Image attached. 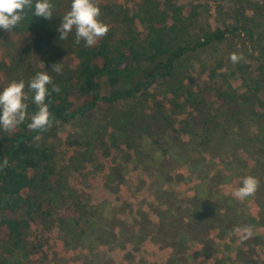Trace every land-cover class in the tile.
Masks as SVG:
<instances>
[{
	"label": "trees",
	"instance_id": "16d2710c",
	"mask_svg": "<svg viewBox=\"0 0 264 264\" xmlns=\"http://www.w3.org/2000/svg\"><path fill=\"white\" fill-rule=\"evenodd\" d=\"M123 1L124 5L98 3L101 9L99 19L109 26V31L90 47L85 46L83 40L78 45L75 43L74 30L66 40H59L57 27L66 11L53 14L51 20L42 18L33 27L34 42L24 50L42 56L38 71H47L53 83L60 86V92H51V85L48 86L50 95L45 102L51 113L50 127L35 131L28 127L37 106L27 89L29 99L25 101L28 105L25 121L10 131L0 128V163L4 159L9 161V165L0 170V239L12 246L25 244V233L31 224H44L50 219L53 204L63 192L66 196L62 197L56 222L70 223L64 232L65 243L80 241L81 246L89 250L92 243L100 240L94 221H103L110 207L103 210L101 206L105 204L102 203L91 206L93 211H89L78 193L66 185V178L56 171L55 160L63 152L57 129L95 109L109 111L130 98H139L142 103L138 116L128 123L131 139L124 141V146L120 144V124L113 125L109 131L98 129L83 142L68 139V146L86 149L92 159L108 156L112 148H119L124 153L125 149L134 147L152 169L149 174L153 186L160 185L164 178L169 179L170 173L177 168L194 172L202 167L206 171L200 176L204 182L194 194V201L209 207L203 219L208 224L211 221L206 216H214L229 226H244L242 202L227 197L222 207L214 208L211 202L207 204L200 200L199 195L212 197L218 187L215 177L207 176L210 172L204 164L203 146L213 133H218L221 139L229 132L236 137V144L244 139L247 119L256 117L254 109L264 111V91L260 89L261 84L264 85V72H259L253 80L251 112L246 111L240 99L242 94L236 95L221 88L208 90L199 87L194 90L184 86L183 82L177 86L169 85V82L177 76L178 67L186 56L223 44L229 38L255 37L247 26V0H216L219 19L215 25L206 19L207 0L189 4L182 3V0ZM38 19L29 13L19 26L30 28ZM256 37L264 39L263 34ZM55 63L60 65V72L52 70ZM259 79L262 80L260 84ZM163 86L170 94L165 98L161 97ZM187 112L188 116L178 122V116ZM222 160L226 162V159ZM233 172L238 177L239 187L244 175L240 169ZM156 190L158 194L154 200L158 208L154 210L151 206L150 211L156 213L158 209L156 215L159 221L162 219L160 224L158 221L155 225L147 214L133 221L136 229L146 228L147 234L153 238L160 237L155 236L157 229L166 234V226L173 222L182 227L181 220L188 219L183 204L185 197L166 186ZM96 211L102 214L101 217L95 215ZM259 218H264V214L260 213ZM213 221L210 224H216ZM203 236L208 238L206 233ZM44 241V238H37L31 245L33 252L41 253ZM172 245L169 247L177 252L178 248ZM169 261L170 258L166 264H177L179 259ZM215 263L221 264V260L215 259ZM0 264H4L1 259Z\"/></svg>",
	"mask_w": 264,
	"mask_h": 264
},
{
	"label": "rangeland",
	"instance_id": "374dc122",
	"mask_svg": "<svg viewBox=\"0 0 264 264\" xmlns=\"http://www.w3.org/2000/svg\"><path fill=\"white\" fill-rule=\"evenodd\" d=\"M203 1L205 0H182V3ZM97 2L124 5L123 0ZM53 3L56 5V14L69 10L71 0H55ZM207 4L209 11L205 15L206 19L215 25L219 19L215 8L216 0H207ZM245 15L248 19L247 26L255 37L247 35L229 38L223 44L186 56L178 67L177 76L169 85L177 86L183 82L184 86L194 90L199 87L208 90L221 88L235 92L236 95L242 94L240 99L244 102L246 111L251 112L253 80L259 72H264V39L256 37L264 35V0H247ZM41 19L39 17L30 28L18 26L10 33L0 29V91L11 81L22 79L25 81L26 92L28 81L34 76L33 71L38 72L42 56L24 48L33 44V27ZM233 52L243 53L246 62L233 64L229 59ZM258 83H262V80L259 79ZM260 89L264 91L263 83ZM161 92V97L170 95L165 86ZM141 103L139 98H130L126 102H119L109 111L95 109L57 129L63 152L55 160L56 171L66 178V185L78 193L89 211H93L91 206L102 203L105 204L101 206L103 210L110 207L109 214L103 221H94L100 240L92 243L89 250L81 246L80 241L65 243L64 232H67L66 226L70 223L67 222L66 225L56 222V213L58 211L59 214L62 208V197L64 199L66 196L63 192L53 204L50 219L44 224H31L25 233L26 241L22 247L12 246L0 239V259L4 264H166L169 258V262L178 258L177 264H216L215 259H220L221 264H264V218H259L260 213L264 214V111L259 107V110L254 109L256 117L247 119V129L240 143L236 144V137L229 132L221 139L218 133H213L203 146L204 164L210 172L207 176L215 177L218 187L212 197L199 195L202 202H211L212 207L220 208L224 204V198L232 197V191L238 187V177L233 170L240 169L244 176L251 175L259 180L255 195L242 202L245 215L243 225L251 226L253 230V235L242 241L235 231L236 227L229 226L214 216L211 219L206 216L211 221L208 224L203 219L202 216L206 215L209 207L194 201V194H197V190L203 186L201 182H204L200 176L205 175L206 171L202 167L194 172L177 168L170 173L168 180L162 179L164 184L161 182L160 185L153 186V179L149 174L152 169L144 162L142 154L135 152L134 147L125 149L124 153L119 148H112L108 156L92 159L86 149L68 146L66 143L68 139L86 141L98 129L109 131L113 125L120 124V144L124 146V141L131 139L128 123L138 116ZM188 113L178 116L177 121L186 118ZM222 159H226V162ZM163 186L170 187L186 198L183 204L187 209L188 219L185 217L186 220H181L184 225L182 227L173 222L166 226V234L157 229L155 236L160 237L153 238L147 234L146 228L136 229L133 221L134 218H142L147 214L148 219L157 224L158 209L153 213L150 207L153 206L151 208L154 210L158 208L154 200L158 193L154 190ZM95 215L101 217L102 214L96 211ZM213 220L216 224H210L214 223ZM200 231L202 232L199 233ZM204 233L207 239L203 236ZM105 237L107 240L103 241ZM37 238L45 239L41 253H35L31 249ZM169 244L178 248L177 252Z\"/></svg>",
	"mask_w": 264,
	"mask_h": 264
},
{
	"label": "clouds",
	"instance_id": "9594fccd",
	"mask_svg": "<svg viewBox=\"0 0 264 264\" xmlns=\"http://www.w3.org/2000/svg\"><path fill=\"white\" fill-rule=\"evenodd\" d=\"M56 5L53 0H0V29L11 32L21 24L29 13L31 16L42 17L46 20L53 19ZM101 9L97 0H71L70 8L67 10L57 27L59 40H66L70 33L75 32V43L78 45L83 40L85 46L90 47L104 37L109 26L99 19ZM233 64L241 61L246 62L243 53L233 52L229 55ZM43 63V62H42ZM44 66V64H43ZM52 70L60 72L61 67L55 63ZM51 92H60V86L53 83L52 77L47 71H38L28 82L27 87L32 93L31 99L37 106V111L31 115L28 127L32 130H43L51 125V113L45 102ZM29 94L25 92V81H11L0 91V128L5 131L14 129L18 124L25 121L28 113V105L25 103ZM9 161L4 159L0 163V170L7 167ZM259 186V180L251 175L242 177L241 185L236 187L231 195L237 201L243 202L248 197L254 196ZM236 233L243 240L253 235L251 226L237 227Z\"/></svg>",
	"mask_w": 264,
	"mask_h": 264
}]
</instances>
